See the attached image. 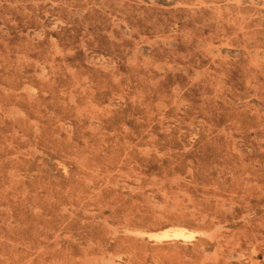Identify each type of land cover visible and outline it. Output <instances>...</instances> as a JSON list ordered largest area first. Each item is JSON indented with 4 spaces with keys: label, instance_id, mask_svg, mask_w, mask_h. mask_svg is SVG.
Segmentation results:
<instances>
[{
    "label": "rangeland",
    "instance_id": "374dc122",
    "mask_svg": "<svg viewBox=\"0 0 264 264\" xmlns=\"http://www.w3.org/2000/svg\"><path fill=\"white\" fill-rule=\"evenodd\" d=\"M0 264H264V0H0Z\"/></svg>",
    "mask_w": 264,
    "mask_h": 264
},
{
    "label": "bare ground",
    "instance_id": "6f19581e",
    "mask_svg": "<svg viewBox=\"0 0 264 264\" xmlns=\"http://www.w3.org/2000/svg\"><path fill=\"white\" fill-rule=\"evenodd\" d=\"M165 232V231H164ZM163 233V232H162ZM159 234V233H158ZM166 235V234H165ZM168 235V233H167ZM173 235L175 237H181V238H184V239H187L188 237H190L191 235L187 234L183 229H176L174 230L173 232ZM157 237V236H156ZM166 237V236H165Z\"/></svg>",
    "mask_w": 264,
    "mask_h": 264
}]
</instances>
